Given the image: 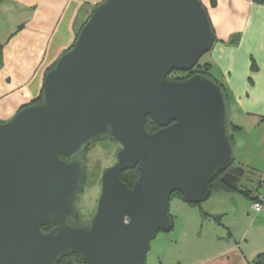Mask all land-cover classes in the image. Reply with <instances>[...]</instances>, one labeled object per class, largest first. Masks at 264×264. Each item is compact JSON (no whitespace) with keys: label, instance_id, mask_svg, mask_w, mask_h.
<instances>
[{"label":"water","instance_id":"obj_1","mask_svg":"<svg viewBox=\"0 0 264 264\" xmlns=\"http://www.w3.org/2000/svg\"><path fill=\"white\" fill-rule=\"evenodd\" d=\"M201 0H104L44 78L40 101L0 122V264H146L170 231L171 196L199 204L238 189L230 97L212 76L183 79L215 43ZM161 127L146 128L147 118ZM110 141L97 207L81 216L86 150ZM137 167L129 186L122 172ZM53 225L48 231L42 227Z\"/></svg>","mask_w":264,"mask_h":264},{"label":"crops","instance_id":"obj_2","mask_svg":"<svg viewBox=\"0 0 264 264\" xmlns=\"http://www.w3.org/2000/svg\"><path fill=\"white\" fill-rule=\"evenodd\" d=\"M103 1L0 0L3 19L0 22V122L8 121L39 98L47 71L73 45L77 23L80 19L85 20ZM201 1L209 13L217 37L212 49L210 70L214 69V65L221 70V77L216 79L226 87L232 107L237 108L238 113L242 114V109H245L247 113L264 116V1ZM240 12L243 19L239 20L237 13ZM262 120L255 121L254 127L263 126ZM237 123L243 128L237 131L245 138L243 147L248 135L244 131L243 120ZM238 164L245 167L240 162ZM258 188L256 179L250 188L245 189L250 195L244 192L252 200L250 209L251 213L254 212V218L247 227L225 225L223 229L227 231L215 230L218 231L215 236L208 233L207 241L198 243L188 253L184 251L179 263L251 264L264 250V245L261 248L254 243V246L250 245L251 228L256 227L264 232V210L256 212L252 206V194ZM231 191L216 192L218 199L208 201L205 207H201L202 220L214 219L221 226L227 216L233 215V209L226 205ZM238 192L236 190L235 194ZM236 196L233 195V198L236 199ZM176 200L178 207L185 209L183 211L191 212L196 208L181 197ZM177 213L173 214L174 226L180 215V212ZM191 213L193 219L196 218L197 213ZM247 214H250L249 211ZM189 228L190 225L182 227V236L189 235Z\"/></svg>","mask_w":264,"mask_h":264},{"label":"rangeland","instance_id":"obj_3","mask_svg":"<svg viewBox=\"0 0 264 264\" xmlns=\"http://www.w3.org/2000/svg\"><path fill=\"white\" fill-rule=\"evenodd\" d=\"M237 15L239 20L243 19L242 12L237 13ZM88 17L85 20H79L76 28L77 31L80 30L82 24L88 19ZM2 20L3 19L0 15V22ZM215 42H217V40ZM212 49L201 57L198 65L204 66L206 64L213 63ZM210 73L212 74L211 76H213V78L219 82L216 77H221V70L217 65H214V69H211ZM219 84L221 83L219 82ZM263 117L264 116L262 115L247 113V110L245 109H242V114H240L238 113L237 108L232 107L233 123L238 124L237 122L239 120H243L242 124H244V131H246L248 135H246L248 140H246L244 144L245 146L243 147L242 144L243 140L245 141V138H242L239 132L235 133L234 136L235 143L237 145L236 162H240L245 165L246 176L241 182L240 191L238 194H235L236 190H232L231 194H228L227 196L226 205L233 209V215L227 216L224 221H222L221 226L214 219L208 220V218H206L202 220L201 215L203 216V214L200 210L201 207H205L208 201L218 199V196H216L215 193L219 191L213 192V195L207 200L199 203L198 206H195V210L191 211H195L197 213L196 218L194 219L193 213L189 211H183L185 210L183 207H178L176 199L179 197V195L174 194L171 197L169 213L173 216V214L180 212V215L176 221V225L173 226L170 231H161L154 239L151 240L146 264H180L182 262V259L180 258L181 254H183L184 251L188 253L190 249H193V247H195L200 242H206V236L208 233L215 236L218 231L225 230L223 229L225 225L231 226L233 228H244L249 225L248 223L254 218V212L251 213L252 211L250 209L252 200H250L243 191L246 188H250L252 182L258 179L260 174L259 170L264 171V125L255 127L253 125V123L255 124V121H263ZM245 121L246 123H244ZM116 149L117 146L111 144L110 141H102L90 145L86 150V155L88 158V180L85 192L78 198L81 216L89 215L96 209L102 188L101 175L104 169L110 166L116 159ZM253 165L255 166L253 167ZM233 195H237V198L234 199ZM246 209L247 213L249 211L250 214L246 213ZM185 225H190L189 235L186 237L182 236L181 232L182 227ZM253 243L256 246L258 245V247L260 246L259 248L264 245V232L258 230L256 227L250 229V245L254 246Z\"/></svg>","mask_w":264,"mask_h":264},{"label":"trees","instance_id":"obj_4","mask_svg":"<svg viewBox=\"0 0 264 264\" xmlns=\"http://www.w3.org/2000/svg\"><path fill=\"white\" fill-rule=\"evenodd\" d=\"M258 2H262L264 0H256ZM92 13V12H91ZM91 15V14H90ZM89 15V16H90ZM89 18V17H88ZM87 21V20H86ZM85 21V22H86ZM84 22V23H85ZM84 23L82 24V26L84 25ZM81 26V28H82ZM80 28V30H81ZM80 30L76 31V37H75V41L77 39V36L80 32ZM216 40H217V37H216ZM215 40V41H216ZM74 41V43H75ZM73 43V44H74ZM73 46V45H72ZM71 46V47H72ZM70 47V48H71ZM69 48V49H70ZM68 49V50H69ZM66 50V51H68ZM55 65V64H54ZM53 65V66H54ZM52 66V67H53ZM196 67V69H195ZM191 71H188V72H181V71H178V72H181L182 74L185 73L183 76L181 77H177V76H174L175 74V71H173L169 77L171 78H174V79H183V78H186V77H189L195 73H203V74H207V75H212L210 73V68H211V64H206L204 66H201V65H198L195 66ZM213 77V76H212ZM221 83V82H220ZM221 85L225 88L226 90V87L221 83ZM227 91V90H226ZM41 95H42V92H41ZM41 95L39 96L38 99L34 100L33 102H31L30 104H33V103H36L38 101H40L41 99ZM229 95V93H228ZM29 104V105H30ZM233 126H234V130H235V133L240 130L242 127L241 126H238L237 124L233 123ZM146 128L148 131H154L155 129H157V126H156V123L151 119V117H148L147 118V121H146ZM234 141H235V138H234ZM235 162H233L234 164ZM224 172L220 173L210 184L211 186V189H212V193L213 192H216V191H220V190H239L240 191V187L238 189H234L228 185H226L225 183L222 182L221 180V176ZM122 179L129 185V186H132L135 181L137 180V178L139 177V169L137 167L133 168V169H129L127 171H124L121 175ZM245 192L246 194L250 195L248 191H243ZM176 194V195H179V197H181L183 199V195L180 193V192H175L172 194V196ZM171 196V197H172ZM184 200V199H183ZM190 205H193V206H197L198 204H194V203H189ZM171 216V221H172V228L174 226V220H173V216L170 214ZM53 225H47L45 227H42L43 231H47L49 230ZM58 264H85L81 258V256H79L78 254H75V253H70L68 254L67 256L63 257ZM251 264H264V250L261 251L256 257L255 259L251 262Z\"/></svg>","mask_w":264,"mask_h":264},{"label":"built area","instance_id":"obj_5","mask_svg":"<svg viewBox=\"0 0 264 264\" xmlns=\"http://www.w3.org/2000/svg\"><path fill=\"white\" fill-rule=\"evenodd\" d=\"M259 188L253 192V209L256 212L264 210V173H260L258 176Z\"/></svg>","mask_w":264,"mask_h":264},{"label":"flooded vegetation","instance_id":"obj_6","mask_svg":"<svg viewBox=\"0 0 264 264\" xmlns=\"http://www.w3.org/2000/svg\"><path fill=\"white\" fill-rule=\"evenodd\" d=\"M195 69H196V67H195ZM178 74H180V75H178ZM184 74H185V73L182 74L181 72L175 71L174 76L181 77V76H183ZM156 126H157V129H155L154 131H149V132H155V131L161 129V127L158 126L157 124H156ZM117 149H118V147H117ZM117 149H116V151H117ZM116 161H117V158L114 160V162H113L111 165H113ZM111 165H110V166H111ZM237 165H240V164H238V162L235 161V163L232 164L231 166L233 167V166H237ZM126 171H127V170H126ZM122 173H123V172H122ZM121 175H122V174H121ZM245 176H246V173H245L244 177H245ZM244 177H243V178H244ZM243 178H242V180H243ZM101 185H102V180H101ZM93 212H94V211H93ZM93 212H92V213H93ZM92 213H90V214H92ZM90 214H89V215H90ZM52 227H53V226H52ZM52 227H51V228H52ZM51 228H50V229H51ZM50 229H49V230H50ZM47 231H48V230H47Z\"/></svg>","mask_w":264,"mask_h":264}]
</instances>
